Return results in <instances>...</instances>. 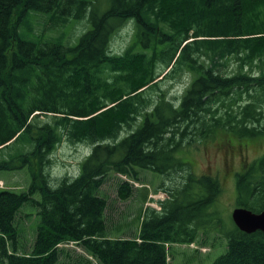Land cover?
<instances>
[{
	"label": "trees",
	"instance_id": "16d2710c",
	"mask_svg": "<svg viewBox=\"0 0 264 264\" xmlns=\"http://www.w3.org/2000/svg\"><path fill=\"white\" fill-rule=\"evenodd\" d=\"M106 3L0 0V172L30 175L23 192L0 188V264H60L59 245L71 242L100 264H168V244L213 230L227 239L213 264H264V233L229 227L217 209L222 180L185 159L214 138L264 135V0ZM128 23L132 40L113 53ZM183 75L191 80L176 101L161 85ZM62 143L89 152L77 176L52 185ZM147 170L163 177L157 191L168 199L147 208L134 236H111L103 186L125 177L118 196L127 200ZM234 180L235 207L264 211V156ZM28 203L40 216L30 251L17 222Z\"/></svg>",
	"mask_w": 264,
	"mask_h": 264
},
{
	"label": "rangeland",
	"instance_id": "374dc122",
	"mask_svg": "<svg viewBox=\"0 0 264 264\" xmlns=\"http://www.w3.org/2000/svg\"><path fill=\"white\" fill-rule=\"evenodd\" d=\"M100 10L107 9V0H100ZM42 22V20H41ZM84 22V21H83ZM84 25L78 26L79 30ZM134 28L128 23L111 41L113 53H123L132 40ZM190 76L183 75L174 81H165L161 85L163 91L168 92L171 99L180 100L185 87L190 83ZM154 94H159L154 93ZM227 140V141H225ZM227 142V143H226ZM241 143V144H240ZM89 149L85 146H70L67 143L59 145L51 155L53 166L51 172V184L56 183V178L65 175L77 176L81 170V164L88 155ZM264 156V135L256 138H237L235 136H224L209 140L186 151L185 159L197 174H215L223 182L224 192L218 204V210L222 212L229 227L232 226V212L235 207V180L234 174L242 169L244 163H251ZM140 182L135 183L133 194L127 200H121L118 196V185L120 179H126L119 175H112L109 182L103 186L102 194L108 200L107 225L110 235L113 237H131L137 234L140 228L142 216H145L147 208L161 210L159 201L168 199V195L158 187L163 177L149 170L141 171ZM30 183V175L26 170L0 172V186L4 189H15L16 192L25 191ZM170 185V182H167ZM51 186V185H50ZM36 200L41 201V195L36 194ZM39 208L34 203L26 204L20 211L17 222L20 230V243L26 251H30L35 238V231L40 222ZM228 228V227H227ZM219 237V238H216ZM200 236L195 243L168 244V264H213L227 251V239L220 231H211L209 237ZM68 256H64L60 264H79L82 260H88L91 264H100L97 259L91 257L80 245L63 244L59 247Z\"/></svg>",
	"mask_w": 264,
	"mask_h": 264
},
{
	"label": "water",
	"instance_id": "95a60500",
	"mask_svg": "<svg viewBox=\"0 0 264 264\" xmlns=\"http://www.w3.org/2000/svg\"><path fill=\"white\" fill-rule=\"evenodd\" d=\"M235 226L242 232L252 234L257 231L264 233V211L254 213L242 207H236L231 215Z\"/></svg>",
	"mask_w": 264,
	"mask_h": 264
}]
</instances>
